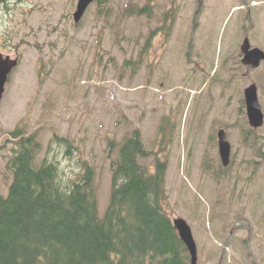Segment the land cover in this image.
Wrapping results in <instances>:
<instances>
[{
  "label": "rangeland",
  "instance_id": "1",
  "mask_svg": "<svg viewBox=\"0 0 264 264\" xmlns=\"http://www.w3.org/2000/svg\"><path fill=\"white\" fill-rule=\"evenodd\" d=\"M251 1L96 0L75 24L78 0H0V52L19 59L0 103V196L21 129L38 135L34 165L54 164L62 191L94 170L103 217L120 145L139 130L156 156L139 163L165 164L163 209L189 224L198 264H264V124L250 126L244 98L255 83L264 112V64L250 71L240 49L248 38L264 50V7Z\"/></svg>",
  "mask_w": 264,
  "mask_h": 264
},
{
  "label": "trees",
  "instance_id": "2",
  "mask_svg": "<svg viewBox=\"0 0 264 264\" xmlns=\"http://www.w3.org/2000/svg\"><path fill=\"white\" fill-rule=\"evenodd\" d=\"M39 150L36 135L21 138L8 163L13 182L8 196L0 197V264H190L163 209L164 168L158 164L155 174H147L138 161L147 156L138 130L120 145L102 219L93 170L87 167L64 192L54 164L35 167Z\"/></svg>",
  "mask_w": 264,
  "mask_h": 264
},
{
  "label": "water",
  "instance_id": "3",
  "mask_svg": "<svg viewBox=\"0 0 264 264\" xmlns=\"http://www.w3.org/2000/svg\"><path fill=\"white\" fill-rule=\"evenodd\" d=\"M94 0H79L77 10L74 13V20L78 23L83 17L86 9ZM241 51L244 55L242 63L247 66L257 68L261 61L264 60V52L258 48H251L248 39H245ZM18 60L11 59L10 56L4 58L0 53V101L2 100L5 84L9 74L17 66ZM247 113L250 124L253 127H260L263 124L264 115L258 101V93L256 85H251L245 90ZM219 148L223 164L227 166L230 162L231 146L227 141L225 132H219ZM173 224L177 230L180 239L185 244L191 256V264H198L197 245L193 238V234L188 223L182 218H174Z\"/></svg>",
  "mask_w": 264,
  "mask_h": 264
},
{
  "label": "flooded vegetation",
  "instance_id": "4",
  "mask_svg": "<svg viewBox=\"0 0 264 264\" xmlns=\"http://www.w3.org/2000/svg\"><path fill=\"white\" fill-rule=\"evenodd\" d=\"M255 4L256 5H258L259 7H261L262 5H263V3H261V2H255ZM257 11H259V12H261V13H263L264 12V8H262L261 10H257ZM248 13H249V15H250V18L253 20L254 18L256 19V17L254 16V14L255 15H259L257 12H256V10H250V11H248ZM258 69V68H257ZM255 70V69H254ZM253 69H251L250 71H254ZM214 143H215V141H213ZM236 229V228H235ZM235 229L234 230H232V233H231V235L234 233V231H235ZM260 232V231H259Z\"/></svg>",
  "mask_w": 264,
  "mask_h": 264
}]
</instances>
